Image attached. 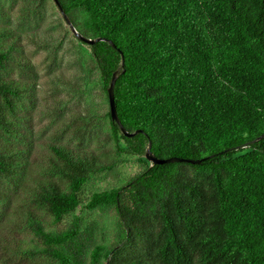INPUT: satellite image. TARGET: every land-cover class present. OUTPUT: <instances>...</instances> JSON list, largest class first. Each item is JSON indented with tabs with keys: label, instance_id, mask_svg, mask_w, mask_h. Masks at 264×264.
Masks as SVG:
<instances>
[{
	"label": "trees",
	"instance_id": "1",
	"mask_svg": "<svg viewBox=\"0 0 264 264\" xmlns=\"http://www.w3.org/2000/svg\"><path fill=\"white\" fill-rule=\"evenodd\" d=\"M19 1L0 8V264H264V0H50V24L62 9L94 41L72 32L92 59L76 82L94 75L109 104L116 73L117 116L133 135L109 106L113 149H92L97 116L63 105L42 163L31 162L33 120L38 105L63 103L48 88L65 75L50 56L63 38L34 32L48 0ZM148 149L200 162L153 164ZM121 154L144 169L85 204L114 213L108 237L76 210Z\"/></svg>",
	"mask_w": 264,
	"mask_h": 264
},
{
	"label": "rangeland",
	"instance_id": "2",
	"mask_svg": "<svg viewBox=\"0 0 264 264\" xmlns=\"http://www.w3.org/2000/svg\"><path fill=\"white\" fill-rule=\"evenodd\" d=\"M0 1V8L3 11L12 10L16 12L18 4H20L19 0ZM46 14L48 17L47 22H44L41 27H33V29L40 36L46 32H51L53 36L63 38L62 44H57L52 48L55 53H51L50 56L54 57L51 61L53 70L56 72L60 70L65 75L62 80H58L55 75H52L48 83L50 87L53 85L56 87L51 89L48 86L51 96L56 99L61 97L63 103L60 104L52 99L48 105L43 103V105L37 106L33 120L31 162L42 163L47 160L49 154L47 144L55 140V129L63 117L57 109L63 105L65 114L90 108L97 116L98 124L101 128H99L98 132H95L91 141H86L84 144L86 143V146L98 151L111 150L113 149L112 144L105 141V135L110 131V124L108 119L105 118L109 104L105 99L101 85L94 75L84 83L79 84L76 82L78 74H89L88 67H90L92 62L90 51L86 46L81 45L74 39L71 28L64 20L59 25L50 24L56 21L57 16L50 0L47 1ZM2 23L3 21L0 19V24ZM45 57V53L39 52L35 56V61L41 64ZM83 68L86 71L84 73L82 72ZM93 74L95 73L93 72ZM44 80L46 82L48 78ZM73 86H76L77 89H74ZM73 142L77 144L78 141L74 139ZM119 160L120 163L114 171L97 174L82 187L80 191L81 204L76 210V214L82 216L86 222L96 221L100 226L108 225V230L106 231L108 237L112 236L110 229L115 219L114 213L102 214L98 211H89L85 208V204L94 193L123 186L130 178L144 169V164L140 163L137 157L121 154Z\"/></svg>",
	"mask_w": 264,
	"mask_h": 264
},
{
	"label": "water",
	"instance_id": "3",
	"mask_svg": "<svg viewBox=\"0 0 264 264\" xmlns=\"http://www.w3.org/2000/svg\"><path fill=\"white\" fill-rule=\"evenodd\" d=\"M56 4H58L57 0H53ZM61 10V14L63 15L65 21L67 22V24L69 25V27L71 28L72 32L83 42L85 43H93L94 41L90 40V39H86L84 37H82L81 35H79L77 33V31L75 30V28L71 25L69 19L64 15V13ZM117 78V74L115 73L113 76V80L111 83V86L108 89V95H109V106H110V114H111V118L120 126L123 134L125 136H132L133 134L128 133L124 127L121 125L120 120L118 119L117 116V111H116V107H115V101H114V83L116 81ZM146 158L148 161L152 162L153 164H163V163H172V162H189V163H199L200 160H190V159H179V158H169V159H157L156 157H154L151 153L150 150L148 149L147 154H146Z\"/></svg>",
	"mask_w": 264,
	"mask_h": 264
}]
</instances>
